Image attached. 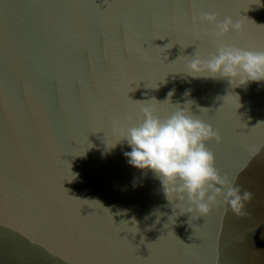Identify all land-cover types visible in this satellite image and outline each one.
Segmentation results:
<instances>
[{"label":"water","instance_id":"1","mask_svg":"<svg viewBox=\"0 0 264 264\" xmlns=\"http://www.w3.org/2000/svg\"><path fill=\"white\" fill-rule=\"evenodd\" d=\"M205 12L264 50V0H0V264H264V82L187 75L216 52ZM177 105L218 132L245 215L190 220L129 164L121 132Z\"/></svg>","mask_w":264,"mask_h":264},{"label":"clouds","instance_id":"2","mask_svg":"<svg viewBox=\"0 0 264 264\" xmlns=\"http://www.w3.org/2000/svg\"><path fill=\"white\" fill-rule=\"evenodd\" d=\"M218 15L215 12L201 14V21L214 25L212 35L217 48L209 58H201L198 53L191 57L186 65L187 75L223 78L233 87L264 82V50L224 43L232 31L242 32L243 25L231 17L218 20ZM170 44L164 49L174 46L169 47ZM172 95V92L168 94L167 101H171ZM188 105L184 108L177 105L176 110L164 118L153 108L143 107V118L121 132V141H127L131 148L124 155L131 166L144 174L148 170L153 172L169 201L174 197L186 203L187 209L182 214L190 213V220L204 218L221 205L226 206V210L230 208L238 217L245 215L246 202L253 199V194L242 190L234 179L220 174L215 165V155L207 147V142L212 139L219 142V134L196 117Z\"/></svg>","mask_w":264,"mask_h":264}]
</instances>
